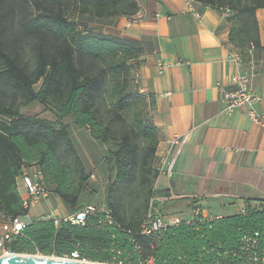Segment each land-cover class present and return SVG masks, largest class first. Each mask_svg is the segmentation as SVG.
<instances>
[{
    "label": "trees",
    "instance_id": "16d2710c",
    "mask_svg": "<svg viewBox=\"0 0 264 264\" xmlns=\"http://www.w3.org/2000/svg\"><path fill=\"white\" fill-rule=\"evenodd\" d=\"M193 1L228 15V46L243 62L261 54L257 11L264 0ZM139 12L136 0H0V216L29 213L18 179L32 167L70 214L86 205L99 210L85 226L33 219L9 248L60 259L76 253L100 264L119 253L124 264H264V199L244 200V213L143 234L151 205L163 210L171 197L155 190L159 130L125 95L128 63L149 53L89 26ZM32 102L54 109L57 120L22 114V104ZM82 149L90 150L89 164ZM92 172L105 178L102 195L90 184ZM102 196L105 208L96 205Z\"/></svg>",
    "mask_w": 264,
    "mask_h": 264
},
{
    "label": "crops",
    "instance_id": "0c3cea01",
    "mask_svg": "<svg viewBox=\"0 0 264 264\" xmlns=\"http://www.w3.org/2000/svg\"><path fill=\"white\" fill-rule=\"evenodd\" d=\"M136 1L139 23L108 19L94 23L93 29L138 42L149 53L142 82L156 99L159 162L170 152L155 190L170 192L169 205L181 207L169 211L164 203L161 211L190 218L199 204L203 215L212 218L244 213V200L264 199V129L245 110L223 111L221 98L234 89V75L247 73L261 98L256 109L264 115V8L257 11L263 50L236 65L230 59L235 51L228 46V15L193 0ZM162 63L166 68L160 73ZM33 171L24 169L23 175ZM18 185L25 198L21 178ZM194 199L198 202L193 204ZM186 205L190 211L183 214ZM49 213L69 215L53 196L30 209L33 219Z\"/></svg>",
    "mask_w": 264,
    "mask_h": 264
},
{
    "label": "built area",
    "instance_id": "2783aa9c",
    "mask_svg": "<svg viewBox=\"0 0 264 264\" xmlns=\"http://www.w3.org/2000/svg\"><path fill=\"white\" fill-rule=\"evenodd\" d=\"M141 20V15L138 13L134 18L128 20L129 24H137ZM230 59L236 64L241 65L243 63L242 57L239 54L233 53ZM166 64H160V73L164 72ZM232 86L231 91L223 93L221 98V105L223 111L227 113H233L238 110H245L248 118L256 125L264 129V115L259 113L256 109L260 103L261 98L251 88L250 76L247 73H238L231 79ZM176 144V142H175ZM170 152L166 156L160 159V173L163 172L165 164L169 160ZM22 187L25 191L26 197L22 198L24 210H29L26 215H21L16 218H4L0 216V259L6 256L16 255L13 253L9 245L15 236L20 235L25 228L32 222L33 218L30 216V209L44 201H48L51 194L44 183L42 172L39 168L34 167V171L31 175H22ZM98 208L94 205H86L82 207L78 212L69 214L63 217H57L54 213H49L45 216V219H53L55 226H59L60 222H71L77 226H85L88 217L96 214ZM214 219L210 216H204L203 210L199 204L193 208L192 216L190 218H184L176 214H165L161 210L151 205L148 218L143 226V234L151 236L159 233L168 226H178L183 222L190 223L197 218ZM35 256H40L39 254ZM72 259L78 260V254H73ZM112 264H124V261L120 259V253L113 259ZM83 262V261H81ZM264 263V262H263ZM140 264H155L153 260L147 262H141ZM257 264V262L255 263Z\"/></svg>",
    "mask_w": 264,
    "mask_h": 264
},
{
    "label": "rangeland",
    "instance_id": "374dc122",
    "mask_svg": "<svg viewBox=\"0 0 264 264\" xmlns=\"http://www.w3.org/2000/svg\"><path fill=\"white\" fill-rule=\"evenodd\" d=\"M72 20H76V18H72ZM77 21H78V19H77ZM89 26L91 28H93L94 23H92V22L89 23ZM147 58H148V56L144 55V56L140 57V59H137L135 61H130L128 63L130 66V72H129V75L127 77L128 89L126 90L125 95L131 93L133 98H135L136 100L139 101L137 106H138V109L141 110L142 120L148 125H150V124L154 125V115L156 113V100H155V102L152 101V97H151L152 94H150L148 91H145L143 89V82H142V67L144 66L145 62L147 61ZM40 87H41V84H39L35 87L36 92L39 91ZM20 110H21L22 114L30 116V117L41 118V119L53 121V122H55L57 120V116L54 112V109H50L49 107L43 106L38 102H32L29 105H23L22 104ZM63 123H64V125L70 124L71 118L64 120ZM90 154H91L90 150L82 149V157L87 164L90 163L89 162V155ZM90 184L94 185L98 189V191L100 192L99 193L100 195L103 194L105 178L102 175L97 174L95 172H92ZM20 186H21V184H20ZM96 203H94V204H96L97 206H99L101 208H105V205L103 204V196H102V198L98 197ZM187 203H190V201H186V204ZM178 204L179 203H174L172 205L170 204L169 205L170 207H168L169 211H173V209L177 208ZM180 208L178 207V209H180ZM64 209L67 212L66 214H70L65 207H64ZM189 209H190V207L186 205L183 214H186V210L190 211ZM24 256H31V255H24ZM41 257H43V256H41ZM53 258L60 259V258H56V257H53ZM89 263H92V262H89ZM94 264H100V263H94Z\"/></svg>",
    "mask_w": 264,
    "mask_h": 264
},
{
    "label": "water",
    "instance_id": "95a60500",
    "mask_svg": "<svg viewBox=\"0 0 264 264\" xmlns=\"http://www.w3.org/2000/svg\"><path fill=\"white\" fill-rule=\"evenodd\" d=\"M0 264H94L68 259H55L41 256L11 255L0 259Z\"/></svg>",
    "mask_w": 264,
    "mask_h": 264
}]
</instances>
